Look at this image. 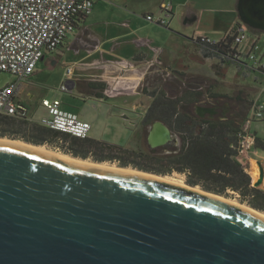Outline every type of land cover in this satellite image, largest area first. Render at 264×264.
<instances>
[{"label":"water","instance_id":"water-1","mask_svg":"<svg viewBox=\"0 0 264 264\" xmlns=\"http://www.w3.org/2000/svg\"><path fill=\"white\" fill-rule=\"evenodd\" d=\"M238 13L264 33V0H238ZM157 126L169 140L152 141ZM172 134L156 122L147 143ZM136 171L150 176L0 141V264H264V212Z\"/></svg>","mask_w":264,"mask_h":264},{"label":"rangeland","instance_id":"rangeland-1","mask_svg":"<svg viewBox=\"0 0 264 264\" xmlns=\"http://www.w3.org/2000/svg\"><path fill=\"white\" fill-rule=\"evenodd\" d=\"M231 2L232 0H195L193 5H190V8L195 10L197 14H195L191 20L193 23H191V29L188 34L190 36L188 37L191 38L193 35L201 37L209 36L208 38L218 41L222 39L227 32L231 34L233 29L230 28V26L233 20L237 19L234 27H237V25L241 23L237 10L235 12L231 10L227 11V6L230 5ZM247 33L249 38L254 37L253 33L248 29ZM257 36L256 38L259 39V44L264 48V33H258ZM188 37L176 38L177 44L174 45V48L170 49L169 54H167L168 59L166 62L169 61V63H167L168 66L166 63L163 65L156 64V66L152 68L143 70V72L146 71V74L142 78L141 89L144 90L146 94L142 93L139 97L122 98L121 100H105L107 107L104 108L108 110V112H114V115L107 114L101 116V120L104 119L105 121H109L112 126L107 129L105 127L95 126L90 135L95 134L98 136L99 140L147 153L158 150L161 155H165L171 153L175 149H181L182 140L179 135L174 133L172 134V141L165 146L151 148L147 143L150 127L144 129L140 119L145 115L146 111L153 103V98L147 94L156 89L166 90L171 97L180 96L182 93H186L187 90L193 93H195V91L196 93L199 92L200 96L191 108L193 113L198 117H203L204 115L205 117L209 115L215 116L219 114L222 116L221 119H226L227 116L237 115L238 112L242 110L244 116H247L253 102L258 100L259 103L264 104V74H262V72L256 73V78H247L241 71L235 72L232 68L229 71L227 64L224 65L217 60H201V57H199L196 52H190L194 45ZM249 43V40L245 41L240 45L239 50L245 53ZM261 59L262 64H264V56H262ZM219 66L224 68L227 73H222ZM62 68L63 67L59 64L48 67L46 61L41 62L37 67L35 75H33L30 80L22 83L21 99L22 102L30 108L32 115H34L38 106L41 105L43 99H48L52 102L60 100L63 104V109L75 112L81 116L95 111L92 108L94 105L98 109V100L90 99L87 100V104H85L80 99L79 96H81V94L78 90L74 92L61 91ZM64 68L67 70L68 67L66 68L65 66ZM15 80L16 79L11 74L5 72L0 73V87H4ZM64 83H66V81H64L63 84ZM30 95L34 97L31 99ZM199 108L202 109V112ZM121 113L128 114L130 118L129 121H131V123L132 121H136V126L133 127L129 124L124 125L120 118ZM43 114H45V110L40 109L38 114H36V118L39 119ZM251 133L256 135L257 139H260L262 143H264V119H258L253 122ZM0 139L11 140L10 138L2 137H0ZM47 148L51 151L53 150L55 154L60 153L71 156L65 154L63 149L55 150L49 146H47ZM251 153H255L256 158L252 160L253 163L251 166L247 167V172L252 177L254 183H256V179L252 176L253 174H251L250 171L255 167L254 163L256 161H264V152L261 148L255 146ZM88 161L92 162V160ZM109 165L120 167L117 163H109ZM129 168L135 169L133 167ZM164 177L176 180L182 179V175L177 172ZM183 177L184 184L189 186L186 182V176ZM261 190H264V186ZM222 197L233 200L235 206L240 205L239 207H241L242 205L245 208L250 207L247 204H243L239 200V196L231 191L228 192V196Z\"/></svg>","mask_w":264,"mask_h":264},{"label":"trees","instance_id":"trees-1","mask_svg":"<svg viewBox=\"0 0 264 264\" xmlns=\"http://www.w3.org/2000/svg\"><path fill=\"white\" fill-rule=\"evenodd\" d=\"M252 31L255 34L261 33ZM196 43L204 50L205 58H216L224 65H234L247 77L258 72L264 74V69L250 68L248 63L235 58L231 37L213 46L202 45L198 41ZM148 95L153 97V103L143 117L142 127L147 129L156 122L164 123L180 136L181 149L165 155H161L158 150L147 153L106 141L76 138L21 117L0 118V137L22 140L37 146L60 147L65 154L75 158L117 163L120 167H133L162 176L177 172L186 176L190 186H199L207 192L222 196H228L231 191L239 196L243 204L264 212V190L255 188L246 167L236 159L238 134L246 118L243 110L227 119L201 118L191 109L200 96L199 92L187 90L180 96L171 97L166 90L156 89ZM256 147L264 152V143L260 139H257Z\"/></svg>","mask_w":264,"mask_h":264},{"label":"crops","instance_id":"crops-1","mask_svg":"<svg viewBox=\"0 0 264 264\" xmlns=\"http://www.w3.org/2000/svg\"><path fill=\"white\" fill-rule=\"evenodd\" d=\"M194 1L94 0L92 13L83 20L79 19L75 32L67 37L64 45L59 50L47 54L41 61H46L48 67L58 64L63 67L61 86H67V90L63 91L61 89V91L74 92L78 90L81 94L79 97L85 104L90 99L98 100V109L94 105L92 108L95 111L82 116L78 114L82 120L92 125L90 133H92L95 126L105 127L106 129L112 126L109 121L101 120V116L114 115V112H108L104 108L107 107L105 100L139 97L144 93L141 86L142 78L146 71L143 72V70L152 68L156 64L163 65L166 63L167 65L169 63V61L166 62L168 59L167 54L177 44L176 38L190 36L188 34L191 29V23H193L191 20L197 14L195 10L190 8ZM165 5L171 6L170 13L165 12L163 9ZM227 7V11L235 12L237 10L238 12V0H232ZM147 16H153L155 19L163 18L166 20L167 25L161 26L156 22H151L147 19ZM235 22H237V19H234L230 26L233 29L231 32H234L239 25H242L240 23L237 27H234ZM250 31L253 33L252 30ZM253 36V38L249 39L248 48L251 42L258 37L255 33H253ZM198 37L201 36L193 35L191 38L188 37L194 45L190 52H196L201 57V60H217L219 62L216 58L204 57V50L195 41ZM65 66L66 68L68 67L67 70L64 68ZM221 67L222 73L226 71ZM228 68L229 71L231 68L235 72L239 71L234 65H228ZM69 69L72 70L71 74H68ZM249 77L256 78V75H250ZM64 81L66 83L63 84ZM33 97V95H30L31 99ZM20 100L22 101L21 94ZM26 107L29 109L30 117L34 121H39L47 116V111L42 106V103L38 106L34 115H32L27 105ZM40 109H44L45 114L38 119L36 114H38ZM143 117L140 119L141 124ZM120 118L124 125L129 124L134 127L137 124L136 121H132V123L129 121L128 114L121 113ZM88 138L99 140L95 134L89 135ZM47 146L45 145V147ZM66 146L69 147V143ZM52 148L55 150L62 149L60 147ZM255 158V153H252V159L255 160ZM262 162L264 163V161Z\"/></svg>","mask_w":264,"mask_h":264},{"label":"built area","instance_id":"built-area-1","mask_svg":"<svg viewBox=\"0 0 264 264\" xmlns=\"http://www.w3.org/2000/svg\"><path fill=\"white\" fill-rule=\"evenodd\" d=\"M94 8V0H0V73L11 74L16 80L0 87V118L21 117L43 127L69 134L76 138L86 139L92 125L82 120L78 114L64 110L60 100H43L42 106L47 116L39 121L30 117L29 109L20 100L22 83L31 79L39 63L47 54L59 50L67 37L74 33L77 21L88 17ZM165 12H171V6L165 5ZM151 22L166 26L163 18L147 16ZM247 27L239 25L234 32L220 41L233 38L232 49L237 60L248 63L250 68L264 69L262 56L264 48L255 38L245 53L239 50L241 44L249 40ZM249 30V29H248ZM202 45H216L208 37L195 39ZM72 70H68L71 74ZM63 91L67 86L61 87ZM264 119V104L253 102L242 128L238 134L237 161L244 167L252 164V149L256 146L257 137L251 133L255 120ZM255 184V183H254Z\"/></svg>","mask_w":264,"mask_h":264},{"label":"bare ground","instance_id":"bare-ground-1","mask_svg":"<svg viewBox=\"0 0 264 264\" xmlns=\"http://www.w3.org/2000/svg\"><path fill=\"white\" fill-rule=\"evenodd\" d=\"M169 136H170L169 132L163 126H157L152 141L155 144H160V143H163V142H166L167 140H169ZM0 141L13 142V143H16V144H20V145H23V146L31 147V148H34V149H37V150H40V151H44V152H47V153H50V154H53V155H56V156H59V157L68 159V160L76 161V162L83 163V164H87V165H91V166H97V167H103V168H108V169H113V170H119V171H124V172H129V173L137 174V175H143L144 174L142 172H138V171L133 170L131 168H129V169H123V168H119L118 166H111V165H109V163L108 164H95L93 162L84 161L82 159H74L71 156H66V155H63V154H55L52 151L47 150L48 148L45 147V146H33V145L27 144V143L22 142V141H17V140L14 141V140H9V139H0ZM254 164H255V167H253L251 169L250 173L253 174L252 176L256 179L255 181L258 182L259 179H260V168H259L257 162H255ZM144 175L145 176H150L149 174H144ZM156 178H158L160 180H163V181H166V182H171V183L178 184L180 186L187 187V188H189L191 190L200 192V193H202L204 195H208V196H211V197H216V198H218V199H220V200H222V201H224L226 203L232 204V205L235 204V203L233 204V200H231V199H227V198H224L222 196H217V195H214V194H211V193H207V192L203 191L198 186L195 187V188H191V187L187 186L183 182V180H184V177L183 176H182V179L181 180H176V179L169 178V177H156ZM241 207L243 208L244 206L241 205ZM246 209L253 211L250 207H246ZM261 215H263V214H261Z\"/></svg>","mask_w":264,"mask_h":264},{"label":"flooded vegetation","instance_id":"flooded-vegetation-1","mask_svg":"<svg viewBox=\"0 0 264 264\" xmlns=\"http://www.w3.org/2000/svg\"><path fill=\"white\" fill-rule=\"evenodd\" d=\"M199 109H200V111L202 112V109H201V108H199ZM208 114H209V113H208ZM230 116H232V115L227 116L226 119L229 118ZM201 118H218V119H221L222 116H220L219 114H217V115H215V116H211V115H209V116H206V117H205V115H204V116L201 117ZM142 120H143V119H142ZM166 145H167V144H166Z\"/></svg>","mask_w":264,"mask_h":264}]
</instances>
